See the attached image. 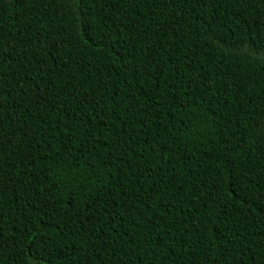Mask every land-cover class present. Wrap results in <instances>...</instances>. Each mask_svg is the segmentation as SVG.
<instances>
[{
    "label": "trees",
    "instance_id": "trees-1",
    "mask_svg": "<svg viewBox=\"0 0 264 264\" xmlns=\"http://www.w3.org/2000/svg\"><path fill=\"white\" fill-rule=\"evenodd\" d=\"M0 264H264V0H0Z\"/></svg>",
    "mask_w": 264,
    "mask_h": 264
}]
</instances>
